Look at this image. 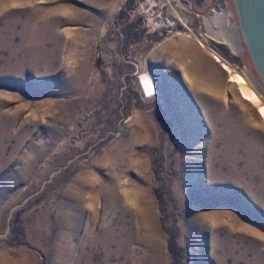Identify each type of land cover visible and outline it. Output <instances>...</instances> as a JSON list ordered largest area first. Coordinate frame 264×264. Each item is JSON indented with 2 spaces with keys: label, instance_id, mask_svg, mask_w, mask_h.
I'll return each mask as SVG.
<instances>
[{
  "label": "rangeland",
  "instance_id": "rangeland-1",
  "mask_svg": "<svg viewBox=\"0 0 264 264\" xmlns=\"http://www.w3.org/2000/svg\"><path fill=\"white\" fill-rule=\"evenodd\" d=\"M217 14L0 0V264H264V96Z\"/></svg>",
  "mask_w": 264,
  "mask_h": 264
},
{
  "label": "water",
  "instance_id": "water-1",
  "mask_svg": "<svg viewBox=\"0 0 264 264\" xmlns=\"http://www.w3.org/2000/svg\"><path fill=\"white\" fill-rule=\"evenodd\" d=\"M226 4L244 67L264 96V0H226Z\"/></svg>",
  "mask_w": 264,
  "mask_h": 264
},
{
  "label": "bare ground",
  "instance_id": "bare-ground-1",
  "mask_svg": "<svg viewBox=\"0 0 264 264\" xmlns=\"http://www.w3.org/2000/svg\"><path fill=\"white\" fill-rule=\"evenodd\" d=\"M215 17V20H214V18H213V20L215 21V23H216V25L219 27V34L218 33H216L214 36L216 37V38H223L224 40H226L230 45H231V47H233V49H237V45H236V43H235V39H234V35L232 34L233 32L231 31V32H227L228 30H226L225 28H226V25H227V21H226V19L224 18V16L223 15H221V14H217V15H215L214 16ZM209 24V23H208ZM214 24V23H213ZM215 25V24H214ZM217 27V28H218ZM212 35V34H211ZM222 40V39H221ZM226 41H225V43H226ZM201 43H202V41H201ZM225 43H222L223 45H225L226 46V44ZM204 44V43H203ZM203 46V45H202ZM194 48V47H193ZM195 51V50H194ZM189 54V53H188ZM197 55H199L198 53H197ZM201 56V55H200ZM199 58H201V57H199ZM195 60H196V58H195ZM199 60V59H198ZM202 61H203V59H202ZM201 61V62H202ZM203 64V63H202ZM194 65V64H193ZM199 67V66H198ZM201 69V68H200ZM204 70H205V68H203ZM202 69V70H203ZM227 69V68H226ZM198 71H201V70H199L198 69ZM204 72V71H203ZM206 72V71H205ZM200 74V73H199ZM204 74V73H203ZM206 76L208 75V74H205ZM206 78V77H205ZM208 78V77H207ZM206 78V79H207ZM209 79V78H208ZM207 79V80H208ZM204 80V79H203ZM204 81V83H208V81ZM231 82H234V83H236V84H238L239 86H240V88H241V90H242V95H243V97H244V99L246 100V101H248V102H252V103H256V101L257 100H259V99H257V94H254V93H249V92H246L243 88H242V85L243 84H246L247 83V80L245 79V78H243V77H241V76H236V77H232L231 78ZM210 85V84H209ZM213 87H215L217 90H218V88L219 87H217V86H215V85H213ZM260 114H261V116L262 117H264V107H262L261 108V110H260Z\"/></svg>",
  "mask_w": 264,
  "mask_h": 264
},
{
  "label": "flooded vegetation",
  "instance_id": "flooded-vegetation-1",
  "mask_svg": "<svg viewBox=\"0 0 264 264\" xmlns=\"http://www.w3.org/2000/svg\"><path fill=\"white\" fill-rule=\"evenodd\" d=\"M255 84V83H254ZM256 85V84H255ZM258 88V87H257ZM259 89V88H258Z\"/></svg>",
  "mask_w": 264,
  "mask_h": 264
}]
</instances>
